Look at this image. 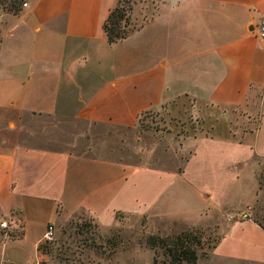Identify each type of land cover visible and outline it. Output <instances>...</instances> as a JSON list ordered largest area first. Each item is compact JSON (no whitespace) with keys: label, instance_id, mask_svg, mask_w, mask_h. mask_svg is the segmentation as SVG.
Here are the masks:
<instances>
[{"label":"crops","instance_id":"obj_1","mask_svg":"<svg viewBox=\"0 0 264 264\" xmlns=\"http://www.w3.org/2000/svg\"><path fill=\"white\" fill-rule=\"evenodd\" d=\"M116 2L26 0L3 14L0 221L18 223L17 241L35 251L29 264L44 261L46 228L76 216L105 232L120 216L212 227L219 238L197 264H264V229L250 214L264 199V40L255 33L264 0H156L142 25L108 44L103 24ZM146 3L133 4L134 17ZM181 99L219 113L204 114L210 132L187 136L168 160L156 146L133 151L140 116ZM234 110L254 128L231 127ZM235 164L254 166L242 192L231 185ZM13 241L0 242V264H25L24 248L7 253Z\"/></svg>","mask_w":264,"mask_h":264},{"label":"rangeland","instance_id":"obj_2","mask_svg":"<svg viewBox=\"0 0 264 264\" xmlns=\"http://www.w3.org/2000/svg\"><path fill=\"white\" fill-rule=\"evenodd\" d=\"M12 0H6L9 4ZM26 0H22L25 2ZM138 0H119L118 6L124 8L127 18V29L136 28L142 25L147 20V14H151L152 4L156 0H147L143 17H134L133 4ZM3 2V1H2ZM23 5V3H22ZM21 5V9L23 6ZM0 6L1 4L0 0ZM5 13L9 12L5 7ZM149 10V13L147 11ZM124 28V23H121ZM259 118H263L261 123L264 125V108L257 110ZM204 114H219L213 113L212 110L198 112L193 107V104L188 100L181 99L171 106H164L161 109L148 111L143 113L139 118V124L134 130L132 150H139L140 147L146 150L143 151L151 155L154 147L161 150L164 158H170V155L176 149L173 146L181 145V140L187 136H196L197 134H206L210 132V117ZM237 111H231L232 121L231 127H243L244 130H252L254 128V120H246V114H239L243 119L237 117ZM235 115V116H234ZM257 123V121H256ZM256 127V124H255ZM163 149V150H162ZM139 152V151H138ZM185 158V156H183ZM233 173H237V181L234 180L231 185L234 187L233 192L240 191L246 187L248 181L254 179V166L244 165V167L235 164ZM233 166V167H234ZM260 182L264 192V167L260 173ZM237 196V195H236ZM251 218L264 227V199L258 201L251 210ZM1 219V218H0ZM6 221V220H5ZM118 221L121 226L109 232L100 230L96 223L84 216H76L67 223L61 224L55 228V241L52 244H44L41 242L38 247L47 246L44 252V261L40 264H152L155 258L154 250L150 249L146 243L150 236L165 237L181 231L177 230L171 224L163 220H157L150 223L146 218L133 216H120ZM189 230V229H188ZM202 240L198 250V258L205 259L209 256L212 248L217 242L219 235L215 228H202L198 230ZM17 236L15 241L7 242L9 248L7 253L13 254L19 252L20 248H24L25 252L20 254L25 257L23 263L29 264L30 256H34L35 251L32 245L22 244L17 241L20 236V231H15ZM8 240L3 238L0 232V242ZM139 249V251H137ZM143 249V250H140ZM40 252V251H39ZM158 258L161 259V251H158ZM203 264V263H200Z\"/></svg>","mask_w":264,"mask_h":264},{"label":"trees","instance_id":"obj_3","mask_svg":"<svg viewBox=\"0 0 264 264\" xmlns=\"http://www.w3.org/2000/svg\"><path fill=\"white\" fill-rule=\"evenodd\" d=\"M22 3V0H12L9 4H6V0H1V4L13 14L19 13ZM118 3L119 0L110 10L103 24V31L108 44H115L124 40L134 30V28H126L127 18L125 10L118 6ZM122 22L124 23V28L121 26ZM259 184L263 188L261 182ZM261 227L264 229L263 226ZM198 230L189 229L165 237L150 236L146 245L154 250L156 256L153 258L152 264H197L198 250L202 243ZM45 248L47 249L45 245L43 248L38 247L42 255H46V252H44ZM158 251H161V259L158 258Z\"/></svg>","mask_w":264,"mask_h":264},{"label":"built area","instance_id":"obj_4","mask_svg":"<svg viewBox=\"0 0 264 264\" xmlns=\"http://www.w3.org/2000/svg\"><path fill=\"white\" fill-rule=\"evenodd\" d=\"M22 6L26 7V4L23 3ZM4 13H5L4 7L0 6V20ZM255 33L259 39L264 40V18H262L259 21L258 25L255 28ZM239 217H243V215ZM19 228L20 227L18 226V223L16 221H11V220L10 221H0V232L3 235V238H6L8 240L16 238L17 233L15 231L17 230L19 231ZM54 241H55V230L53 226H48L43 235L42 242L44 244H52Z\"/></svg>","mask_w":264,"mask_h":264}]
</instances>
